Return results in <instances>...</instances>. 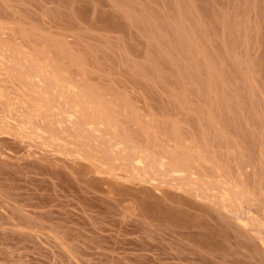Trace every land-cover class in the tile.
<instances>
[{
    "label": "rangeland",
    "instance_id": "rangeland-1",
    "mask_svg": "<svg viewBox=\"0 0 264 264\" xmlns=\"http://www.w3.org/2000/svg\"><path fill=\"white\" fill-rule=\"evenodd\" d=\"M0 264H264V0H0Z\"/></svg>",
    "mask_w": 264,
    "mask_h": 264
},
{
    "label": "bare ground",
    "instance_id": "bare-ground-1",
    "mask_svg": "<svg viewBox=\"0 0 264 264\" xmlns=\"http://www.w3.org/2000/svg\"><path fill=\"white\" fill-rule=\"evenodd\" d=\"M62 107H63V106H62ZM139 158H140V157H139ZM139 158H138V159H139ZM139 163H140V162H139ZM138 165H139V164H138Z\"/></svg>",
    "mask_w": 264,
    "mask_h": 264
}]
</instances>
